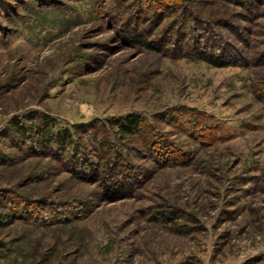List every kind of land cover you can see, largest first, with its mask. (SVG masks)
<instances>
[{
    "label": "rangeland",
    "instance_id": "1",
    "mask_svg": "<svg viewBox=\"0 0 264 264\" xmlns=\"http://www.w3.org/2000/svg\"><path fill=\"white\" fill-rule=\"evenodd\" d=\"M0 215V264H264V0H0Z\"/></svg>",
    "mask_w": 264,
    "mask_h": 264
},
{
    "label": "trees",
    "instance_id": "2",
    "mask_svg": "<svg viewBox=\"0 0 264 264\" xmlns=\"http://www.w3.org/2000/svg\"><path fill=\"white\" fill-rule=\"evenodd\" d=\"M201 59H202V61H205L211 65H214L215 67L223 68V67L227 66V64L225 62L221 61L220 59L218 60L216 57H213V56H212V58H210L203 53L201 54ZM140 122H141L140 116L137 117V116L132 115L131 117L126 118L123 121V123L118 127V131L120 132V133L119 132L118 133L121 135H123V134L137 135L140 131V130H138V126H139ZM48 123L49 122L46 121V123H45L46 128L43 132L37 131L38 129L34 130L36 133H38L41 136L39 141L34 140L35 144L40 146L41 148L47 149V148H50L52 146L53 148L56 147L55 149H61L62 150L63 148H65L67 143L70 141L71 135H69L68 132H66V131L61 132L59 134H55V133L52 134L51 130H47V127L49 126ZM17 126L21 130L20 132L23 133L24 136H27L29 139L30 137L28 136V134H30L29 132L31 130H29V129L26 130V128L22 127L19 124ZM50 150H51V148H50ZM95 172H96V170H94V174H95ZM106 188L108 189L107 186H106ZM15 202L17 204V207L15 206L16 205ZM10 204H12V206L10 207L11 215L5 216V218L8 219V221L15 219L16 217H18V215H23V216L30 217L31 219H33L38 224H45V225H49V223H53L54 221L55 222L62 221L65 218V216L72 214L73 207H74V204H72V205H65L64 204L63 205L64 210H62V209H60L59 205L52 204V203H44V204L40 205L41 209H43L44 211H47V213H48V214H46V213L44 214V213H40L38 211V209L35 208L36 206L37 207L39 206V203L37 201H34V204H33V202L27 203L26 201L22 200L19 197L15 198V200L10 197ZM23 204H24V206H23ZM3 218H4V216L0 215V219H3ZM2 224H3L2 221H0V225H2ZM0 249H1V247H0Z\"/></svg>",
    "mask_w": 264,
    "mask_h": 264
}]
</instances>
